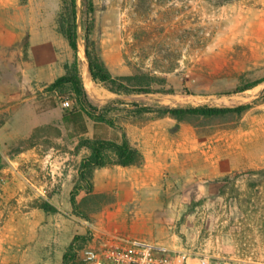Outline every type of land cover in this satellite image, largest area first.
Returning a JSON list of instances; mask_svg holds the SVG:
<instances>
[{"label": "rangeland", "instance_id": "obj_1", "mask_svg": "<svg viewBox=\"0 0 264 264\" xmlns=\"http://www.w3.org/2000/svg\"><path fill=\"white\" fill-rule=\"evenodd\" d=\"M93 1L91 37L112 75L147 72L165 78L163 85L153 88L175 91L118 95L93 82L86 68L82 4L77 0L82 81L95 105L110 102L104 116L113 127L98 130L116 140L125 132L136 147L144 146V153L180 160L163 178L166 218L173 221L171 230L180 248L250 256L253 264H264V174L252 172L264 169V81L246 91L235 90L264 77V0ZM60 6V0H0V30L21 33L19 42H11L0 59L10 84L0 98V264H62L60 252L81 235L87 240L81 246L75 243L69 261L79 264L77 251L91 241L95 216L131 196L128 174L114 172L108 178L114 186L124 185L120 195L116 188L103 194L82 190L76 212L45 213L37 208L38 214H23L35 208V200H49L53 194L60 204H69V182L73 185L77 170L67 177L65 173L77 169L87 153L85 148L75 151L78 136L70 137L61 121V102L69 100L72 108L73 100L64 92L45 90L73 57L57 32ZM134 102L154 107L248 104L249 108L240 116L193 118L177 124L168 116L134 113ZM85 119L88 131L82 136L91 137L93 121ZM27 150L34 159H20ZM15 168L29 172L25 174L33 185ZM232 172L239 174L222 182ZM19 188L29 192L30 199L25 201Z\"/></svg>", "mask_w": 264, "mask_h": 264}, {"label": "trees", "instance_id": "obj_2", "mask_svg": "<svg viewBox=\"0 0 264 264\" xmlns=\"http://www.w3.org/2000/svg\"><path fill=\"white\" fill-rule=\"evenodd\" d=\"M61 6L56 16V28L66 40L72 51V61L64 64V73L55 78L45 90L47 92L58 91L66 93L73 100L72 108H63L61 121L69 131L70 137H77L78 142L75 151L85 148L87 153L81 158L77 167V175L69 193V203L72 211L76 212L79 206L77 196L80 191L93 194V175L98 168L109 166H141L144 164V156L141 150L130 142L125 132L121 133L118 140L108 138L100 132L102 126L113 127V122L105 118L104 114L109 109L110 102L102 107L95 105L89 98L84 87L79 68L78 44H77V0H60ZM82 4V28L84 32V54L87 62L90 78L93 82L100 83L110 91L118 95L144 94L159 92L165 94L174 93L173 88H153L154 84L163 85L165 78L143 71H135L127 76L115 77L101 58L95 41L92 39L94 27L95 5L93 0H81ZM264 81V77L246 82L238 86L237 92L246 91ZM120 102L123 99L119 98ZM134 113H154L157 117L168 116L176 123L189 121L195 118H214L225 115L240 116L248 108V104L235 107H218L201 104L196 106H141L131 103ZM85 117L93 121L94 132L91 137L82 136L87 133ZM177 124L175 126H177ZM32 136V135H31ZM30 136V137H31ZM29 137V138H30ZM19 148L16 152H19ZM253 173L264 174V169L253 170ZM239 172H232L221 180L226 183L233 180ZM224 188V187H223ZM222 192V191H221ZM33 207L39 208L45 213H56L58 208L47 199L35 200ZM87 238L75 235L62 255V264H69L73 258L74 245L79 242L81 246ZM81 264L80 260L78 262Z\"/></svg>", "mask_w": 264, "mask_h": 264}, {"label": "crops", "instance_id": "obj_3", "mask_svg": "<svg viewBox=\"0 0 264 264\" xmlns=\"http://www.w3.org/2000/svg\"><path fill=\"white\" fill-rule=\"evenodd\" d=\"M20 38L21 33L19 29L17 31L5 29L0 30V59H3L5 57L7 48L10 46V43H13L14 41L18 43ZM5 72L6 71L4 69V66H1L0 64L1 99H4L6 91L9 92V87H7L9 81L7 82L6 77L3 75ZM13 81H15V83H18V79ZM137 145L143 152V165L130 167L115 165L98 168L94 171L93 193H108L109 191H111V189L116 188V194L120 195L125 191L124 185H122V187H119V185L114 186L112 180L109 178H111V174L114 172H122L123 174H128L127 179L131 196L127 198H121V200L118 199L117 203L115 204L116 207L106 208L95 216V220L91 228L93 229L91 232L92 238L91 241L89 240L87 243H93L94 240H97L104 234L118 233L143 239L151 244L163 248L167 252L179 249L181 245L180 240L176 238L175 233L171 230L173 221L166 218V215H168V213H165V210H167V208L165 209L166 204L163 200V178H165L168 174L167 170H172L175 166H177V164H179L180 160L177 157L169 159L163 157L162 155H148L147 153H144V146L142 144ZM20 155V159H24V157L27 160L31 157L32 159H34L32 152L29 150L21 152ZM56 162L57 161L53 157L50 159V163L52 166H55ZM76 170L77 169H69L65 173V177L70 175L71 172L76 173ZM14 172L17 173V175H20L21 178L26 181V183H30V185H33V183L29 182V179L26 176V174L29 172H24L23 169L18 168H15ZM54 172H56V170L53 168L52 174ZM69 183L70 185L68 188L71 189V181ZM40 187H36V191L37 194L39 193L40 195H42V192L39 189ZM19 189L20 195L25 194V201L30 199L29 192H25L23 188ZM62 189L63 185L58 195H61ZM15 191L18 193V190ZM49 200L58 208V210L65 212L71 211L70 203L67 204V202H63L62 204H60L59 201L55 200V194H53ZM22 204L23 203L21 202L20 205ZM29 213L38 214L39 209H27L23 214L27 215ZM54 239H52V241H54ZM69 242L66 245H68ZM42 243H44V241L41 242V244ZM230 249L232 250V252L234 251L232 247H230ZM226 252L231 253L230 251ZM62 253L63 251L60 252L59 258L62 257Z\"/></svg>", "mask_w": 264, "mask_h": 264}, {"label": "built area", "instance_id": "obj_4", "mask_svg": "<svg viewBox=\"0 0 264 264\" xmlns=\"http://www.w3.org/2000/svg\"><path fill=\"white\" fill-rule=\"evenodd\" d=\"M70 107L69 100L61 102ZM81 264H253L250 256L214 255L207 250L180 248L170 252L143 239L106 234L77 251Z\"/></svg>", "mask_w": 264, "mask_h": 264}, {"label": "bare ground", "instance_id": "obj_5", "mask_svg": "<svg viewBox=\"0 0 264 264\" xmlns=\"http://www.w3.org/2000/svg\"><path fill=\"white\" fill-rule=\"evenodd\" d=\"M80 52L82 53V50L80 49ZM87 68V70H88V67H86Z\"/></svg>", "mask_w": 264, "mask_h": 264}]
</instances>
